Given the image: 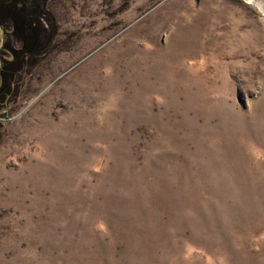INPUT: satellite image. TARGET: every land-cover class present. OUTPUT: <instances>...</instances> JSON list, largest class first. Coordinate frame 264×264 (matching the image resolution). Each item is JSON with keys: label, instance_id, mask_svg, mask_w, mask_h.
I'll list each match as a JSON object with an SVG mask.
<instances>
[{"label": "rangeland", "instance_id": "rangeland-1", "mask_svg": "<svg viewBox=\"0 0 264 264\" xmlns=\"http://www.w3.org/2000/svg\"><path fill=\"white\" fill-rule=\"evenodd\" d=\"M44 6L0 106V264H264V0Z\"/></svg>", "mask_w": 264, "mask_h": 264}, {"label": "trees", "instance_id": "trees-1", "mask_svg": "<svg viewBox=\"0 0 264 264\" xmlns=\"http://www.w3.org/2000/svg\"><path fill=\"white\" fill-rule=\"evenodd\" d=\"M49 13L44 6V0H0V24L5 28H10V35L13 34L20 40V47L13 49L10 39H5L2 46L5 47L7 52H13V59L7 57H1L0 65V106L3 104V99L9 91L8 82L11 79L13 68L17 64L24 62L23 56L34 55L41 52L45 48L51 39L54 32V27L46 28L43 24L42 18L48 19L46 14ZM44 16V17H43ZM26 23L27 28L41 29L47 32L46 42L42 41L38 44L29 45L24 37L18 34V29L22 24ZM37 29V30H38ZM36 30V32H38ZM35 32V33H36ZM5 38V37H4ZM32 41H36L37 38H31ZM44 42V43H43ZM18 66V65H17Z\"/></svg>", "mask_w": 264, "mask_h": 264}, {"label": "water", "instance_id": "water-1", "mask_svg": "<svg viewBox=\"0 0 264 264\" xmlns=\"http://www.w3.org/2000/svg\"><path fill=\"white\" fill-rule=\"evenodd\" d=\"M4 29H3V27H2V25L0 24V32H1V37H0V47L2 46V44H3V41H4Z\"/></svg>", "mask_w": 264, "mask_h": 264}, {"label": "snow or ice", "instance_id": "snow-or-ice-1", "mask_svg": "<svg viewBox=\"0 0 264 264\" xmlns=\"http://www.w3.org/2000/svg\"><path fill=\"white\" fill-rule=\"evenodd\" d=\"M249 2H251V0H249Z\"/></svg>", "mask_w": 264, "mask_h": 264}]
</instances>
